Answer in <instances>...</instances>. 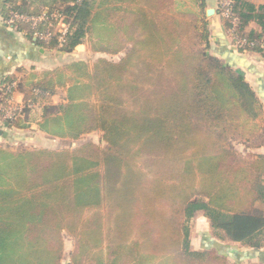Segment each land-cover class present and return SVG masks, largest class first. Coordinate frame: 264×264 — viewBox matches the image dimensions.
I'll use <instances>...</instances> for the list:
<instances>
[{
    "label": "trees",
    "instance_id": "obj_1",
    "mask_svg": "<svg viewBox=\"0 0 264 264\" xmlns=\"http://www.w3.org/2000/svg\"><path fill=\"white\" fill-rule=\"evenodd\" d=\"M256 1L231 0L229 16L220 15L225 31L260 40L264 0ZM185 6L21 0L7 9L59 13L68 25L64 41L54 20L49 42H36L64 54L87 44L95 56L7 76L5 83L17 78L24 99L35 101L15 119H1L8 133L36 122L69 140L98 132L104 146L39 147L19 152L21 161L5 160L20 173L12 181L0 168V264H233L214 248H191L197 214L211 236L264 247V154L253 152L264 142L245 144L248 127L264 120L261 96L234 69L223 42L209 43L204 1ZM252 22L259 32L247 29ZM18 28L32 37L26 24ZM55 94L61 100L51 105ZM0 152L9 154L1 145Z\"/></svg>",
    "mask_w": 264,
    "mask_h": 264
},
{
    "label": "crops",
    "instance_id": "obj_2",
    "mask_svg": "<svg viewBox=\"0 0 264 264\" xmlns=\"http://www.w3.org/2000/svg\"><path fill=\"white\" fill-rule=\"evenodd\" d=\"M20 1L21 0H0V86L1 83H3V80L10 74L20 77L27 72H41L53 69L58 65L56 62L59 60V58H61V54H63L61 52H57L56 50L45 49L36 42V39H33L25 32H19L5 25L4 18L7 9H9L14 2L20 3ZM257 1L260 2L261 0ZM216 7V0H212L211 5L207 7V9H214V13L210 18L211 36L215 41V44L218 43L217 45H221L223 42L226 49L229 51L232 50V52L227 50L225 51L227 56L236 58L235 60L238 64L233 66L234 69L244 75L245 80L253 87L258 96L262 97H260V99L264 105V59L253 51L242 52L235 49L231 45L229 36L226 34L225 27L217 11L215 10ZM250 28L259 32V28L254 22L247 26V29ZM211 44L214 45L212 42ZM82 45L83 44L78 45L71 53L67 54L66 56H70L71 60H75L72 57L74 56V51H76L77 48ZM54 98H56V100ZM16 99L18 101H22L23 99V95L19 91L16 94ZM60 100V94H55L50 98L49 103L52 104V101L54 103H58ZM2 131L4 130H2L0 123V139L2 137ZM38 132V125L36 122H32L27 130H21L16 136H18L20 139L25 138L29 142L32 141L31 139L33 137V133L38 134ZM4 139L10 140L11 138L7 137ZM253 152L264 154V145L255 148ZM198 215L201 214H197V216ZM209 232H211L210 229ZM223 240L230 241L227 238ZM236 244L240 245L239 243ZM66 258H69L68 255H66Z\"/></svg>",
    "mask_w": 264,
    "mask_h": 264
},
{
    "label": "rangeland",
    "instance_id": "obj_3",
    "mask_svg": "<svg viewBox=\"0 0 264 264\" xmlns=\"http://www.w3.org/2000/svg\"><path fill=\"white\" fill-rule=\"evenodd\" d=\"M181 6L182 4H186L187 7H190L192 9V0H177ZM204 1V5H205V9H207V7H209L211 5V1L212 0H203ZM187 3L189 5H187ZM185 6V7H186ZM217 9V7H216ZM215 9V10H216ZM219 17V11L216 10ZM211 16H207L205 13V18L208 22L207 28L209 29V43L211 44L214 43V45H217L218 43L215 44V41L213 40L212 36H211V25H210V18ZM221 19V18H220ZM227 33V32H226ZM264 37V36H263ZM262 39V38H261ZM260 39V40H261ZM213 45V44H212ZM260 47H263V51H264V42H262V45H260ZM74 56H72L74 59L78 60V59H83V60H88L87 62L92 61V59H94V55L91 54V52L88 50V46L86 44H83L82 46H79L77 48L76 51H74ZM256 53V52H255ZM61 54V53H60ZM259 54V53H257ZM63 55V56H62ZM67 54H61V58H59V60L56 62V64L58 63L57 66L60 65H64L67 64L71 61L70 56H66ZM262 58L264 56V52L259 54ZM113 59H116V57H112ZM72 71V70H71ZM70 70H65L63 71V73H65V75H68L69 73H71ZM56 100V98H54ZM59 103V102H58ZM57 102H53L51 105H57ZM261 111L264 112V105L263 103H261ZM51 112H53V110H51ZM47 115L50 114V111H47ZM249 130L247 136L245 137H250L249 142L247 141L245 144L247 145H254L257 143H261L264 142V120L261 122H257L256 124V128L254 129V127H252V130L250 129V127H248ZM27 130V128L25 129ZM9 134V138H11L10 140H6L4 138L1 137L0 139V145L1 148L5 149L9 154H4L2 152H0V168H3V172L4 174L1 172V175L6 176L7 178H10L11 176V180L13 181L14 176L20 173V170H18V168L15 166V169H13V164L10 163L9 166L11 167H6L5 166V160L8 158L12 159L14 158L15 160L17 159V161H21V159H19V157L17 158V154L19 152H24L27 149H39L40 148H46V149H50V150H56V149H62V148H71V147H76L79 144L83 143V142H87V141H91L94 142L100 146H104V142H102L101 140V135L98 132H93V133H89L84 135L82 138L77 139V140H69V139H63L54 135H50V134H46L43 130L39 129L38 134H34L33 133V137H32V141H29L25 138L20 139L18 136V133H20V131H13ZM31 133V132H30ZM247 139V138H245ZM238 140V139H237ZM234 140L233 143L239 146V142L243 141V140ZM11 154H15V155H11ZM16 161V162H17ZM5 166V167H4ZM13 176V177H12ZM1 186V185H0ZM189 228H190V245L192 249H196V248H203V247H207V248H214L217 252L223 254L230 263H235V262H241V264L243 263H247V262H251V263H257V264H264V247L258 250L252 249V248H248L242 245H238L236 243L227 241V240H222L219 239L217 237H215L214 235L211 236L212 233L209 232V227H208V222L207 220L201 216L198 215L196 217V219L194 220L193 224L191 222H189ZM71 248V238H69L68 236H65V249L66 251H69Z\"/></svg>",
    "mask_w": 264,
    "mask_h": 264
},
{
    "label": "built area",
    "instance_id": "obj_4",
    "mask_svg": "<svg viewBox=\"0 0 264 264\" xmlns=\"http://www.w3.org/2000/svg\"><path fill=\"white\" fill-rule=\"evenodd\" d=\"M231 0H220L217 5L219 14L222 17L229 16V4ZM55 23V31L58 33L57 40L61 44L64 41V36L67 33L68 25L62 20V16L57 12H47L46 10L42 11L38 15L26 14L18 12L15 10H9L7 15L4 18V23L6 26L11 27L19 32H24L18 28V23H24L28 26L29 31L33 39H38L43 43H48L52 37L53 32L51 31L52 24ZM232 23H236V18H231ZM42 23H47L45 28H40ZM229 36L230 41L233 46L236 48H253L256 46L262 45L264 42V37L261 40L247 39L246 37H241L235 33L232 29L226 31ZM13 75V74H12ZM17 89V78L12 79L10 82L1 83L0 86V123L2 130H6L1 119L13 120L17 116L21 115L22 110L25 107L31 108L35 106V101L32 99L25 100L24 97L22 101L16 99ZM35 94H44L41 90H35Z\"/></svg>",
    "mask_w": 264,
    "mask_h": 264
},
{
    "label": "water",
    "instance_id": "obj_5",
    "mask_svg": "<svg viewBox=\"0 0 264 264\" xmlns=\"http://www.w3.org/2000/svg\"><path fill=\"white\" fill-rule=\"evenodd\" d=\"M205 13H206L207 16H211L214 13V9L213 8H208V9H206ZM1 134H2L3 138H7V137L10 136L9 135L10 133H8V131H6V130L2 131Z\"/></svg>",
    "mask_w": 264,
    "mask_h": 264
}]
</instances>
